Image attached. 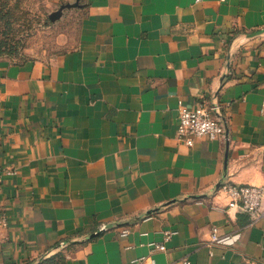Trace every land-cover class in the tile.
<instances>
[{
    "label": "crops",
    "instance_id": "0c3cea01",
    "mask_svg": "<svg viewBox=\"0 0 264 264\" xmlns=\"http://www.w3.org/2000/svg\"><path fill=\"white\" fill-rule=\"evenodd\" d=\"M58 1L76 4L73 46L0 59V164L17 171L0 264H264V215L220 189L264 185V0ZM179 101L218 105L223 136L183 144ZM211 227L239 238L208 245Z\"/></svg>",
    "mask_w": 264,
    "mask_h": 264
},
{
    "label": "rangeland",
    "instance_id": "374dc122",
    "mask_svg": "<svg viewBox=\"0 0 264 264\" xmlns=\"http://www.w3.org/2000/svg\"><path fill=\"white\" fill-rule=\"evenodd\" d=\"M0 58L8 62L49 60L71 48L78 17L73 7L51 15L64 5L58 0H0ZM53 16V15H52ZM56 260V264H65Z\"/></svg>",
    "mask_w": 264,
    "mask_h": 264
},
{
    "label": "built area",
    "instance_id": "2783aa9c",
    "mask_svg": "<svg viewBox=\"0 0 264 264\" xmlns=\"http://www.w3.org/2000/svg\"><path fill=\"white\" fill-rule=\"evenodd\" d=\"M260 114L264 116V99L260 105ZM177 124L176 136L186 146H192L195 137H203L208 140H215L224 134V124L221 117L220 107L218 105L210 106L205 102H199L196 105L189 106L179 101L177 104ZM16 169L0 164V183L8 176L16 175ZM228 199L229 209H241L246 212L252 221L257 220L264 215V185H234L224 183L220 186ZM1 223H5L4 218ZM99 229H106L104 225ZM127 231L124 230L123 233ZM174 233L171 229L162 231V239L159 242L149 244L150 252L165 251L166 242ZM239 238V233L220 235L217 228L211 227L208 245L231 246ZM139 262L144 264H155L150 257H141ZM189 264L188 260L183 261ZM243 264H250L246 261Z\"/></svg>",
    "mask_w": 264,
    "mask_h": 264
},
{
    "label": "trees",
    "instance_id": "16d2710c",
    "mask_svg": "<svg viewBox=\"0 0 264 264\" xmlns=\"http://www.w3.org/2000/svg\"><path fill=\"white\" fill-rule=\"evenodd\" d=\"M4 8H5V4L1 3L0 4V19L3 18V16H4L3 13H2V11H3ZM0 53H1V44H0ZM57 259H60L59 262H61V261L63 262L64 257L61 254V252H57V253L49 256L46 259H41L36 264H56L55 262H56Z\"/></svg>",
    "mask_w": 264,
    "mask_h": 264
},
{
    "label": "water",
    "instance_id": "95a60500",
    "mask_svg": "<svg viewBox=\"0 0 264 264\" xmlns=\"http://www.w3.org/2000/svg\"><path fill=\"white\" fill-rule=\"evenodd\" d=\"M76 3H77V2H76ZM74 5H76V4H74ZM74 5H73V4H69V3H67V4H64V5L60 6L59 10L56 11L55 14H52L53 16L51 15V19H53L54 15H55V18L60 17V13H61V10H62L63 8H65V7H72V6H74Z\"/></svg>",
    "mask_w": 264,
    "mask_h": 264
}]
</instances>
